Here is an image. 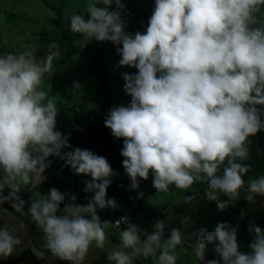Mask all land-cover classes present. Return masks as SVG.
Returning <instances> with one entry per match:
<instances>
[{
    "label": "clouds",
    "instance_id": "clouds-1",
    "mask_svg": "<svg viewBox=\"0 0 264 264\" xmlns=\"http://www.w3.org/2000/svg\"><path fill=\"white\" fill-rule=\"evenodd\" d=\"M101 2L104 7L97 6ZM113 2L116 10L109 8ZM262 6L264 0H155L146 30L135 33L124 30L122 0H88L86 16L69 17L73 33L116 45L117 67L137 69L121 73L130 101L110 108L105 118L112 135L123 138L122 163L132 189L151 172L157 193L206 183V198L221 211L241 198L242 189L249 203L264 196V175L245 181L251 166L242 162L249 157V137L264 130ZM61 55L58 41L50 42L39 59L31 51L0 52V205L10 202L23 214L28 202L20 195L21 184L39 186L51 166L49 157L58 156L75 174L91 177L84 192L93 195L77 204L78 193L52 187L30 198L27 213L52 256L86 264L95 248L108 264H136L139 258L178 264L175 249L184 242L190 217L167 239L163 219L143 233L121 217L116 220L120 242L108 247L109 222L101 220L98 209L118 207L107 196L118 173L105 156L73 148L70 135L57 129L58 104L41 85ZM221 194L228 199L221 200ZM196 198L184 196V202ZM248 231L254 236L244 252L231 223L201 227L193 233L196 256L204 261L211 244L219 259L206 264H264V227L252 221ZM20 244L15 231L0 227V258H9Z\"/></svg>",
    "mask_w": 264,
    "mask_h": 264
},
{
    "label": "rangeland",
    "instance_id": "rangeland-1",
    "mask_svg": "<svg viewBox=\"0 0 264 264\" xmlns=\"http://www.w3.org/2000/svg\"><path fill=\"white\" fill-rule=\"evenodd\" d=\"M48 3L58 6L59 0H48ZM87 4L88 0H68L63 7L62 23L70 36H74V33L69 28V17L72 12L79 9L87 13ZM154 5L155 0H135L126 14L135 27L145 31ZM97 6L105 5L101 2ZM56 17L57 12L44 0H0V52L31 51L39 59L46 55L50 42L58 41L61 44L62 55L54 60L52 71L45 75L41 87L53 96L58 104L57 129L71 136L81 127L82 111L87 106L104 104L107 98V94L101 88L102 79L91 68L106 71L111 96L114 99L111 105L122 97L121 94L126 93L123 89L124 80L121 73L125 71L131 73L137 69L129 66L117 67L115 55L118 53L116 46L110 41H97L95 38L90 41L87 38L83 40L66 38L55 22ZM261 19H264V15ZM105 54L110 55L103 56ZM76 82L80 85L78 88L75 86ZM248 148L249 153L264 152V130L249 137ZM250 166V176L257 178L264 175V156H258ZM206 190V183L196 182L191 189L179 192L183 198L188 195L197 197L191 204H186L190 225L216 217L214 212H207L205 209L202 212L198 209V205L201 206L200 202H202L200 196L205 194ZM263 198L264 196L257 197L251 203L252 209L256 206L263 208L264 201L258 202ZM1 208L3 207L0 206V211L4 210ZM195 208L199 210L197 216L192 214L196 212ZM27 211L25 207L24 213L26 214ZM250 222L252 221H248ZM248 225L245 222L242 228L238 229V241L241 251L244 252L250 251L249 245L253 239V233L248 231ZM190 235V239L196 240L193 232Z\"/></svg>",
    "mask_w": 264,
    "mask_h": 264
},
{
    "label": "crops",
    "instance_id": "crops-1",
    "mask_svg": "<svg viewBox=\"0 0 264 264\" xmlns=\"http://www.w3.org/2000/svg\"><path fill=\"white\" fill-rule=\"evenodd\" d=\"M120 96L122 97L113 105H109L104 111L99 110V106H101V104L87 106V108H85L81 113V118H83V121L80 129L75 134H71L70 137L79 140L88 149L94 151L99 155L105 156L109 160L113 169L118 173L115 177H113V181L120 183V186L131 199L136 198L138 200H142L144 198H147V201L142 202L141 204L152 211L161 212L160 214H152L149 216L143 214L141 216L138 214L136 221L140 227H144L145 223L148 222V229L151 232L153 230V225L158 220L163 219L166 223L164 236H170L172 228H184L183 220L189 215L188 209H186L187 203L184 202L183 196L179 194L180 191L183 192L184 190H180L175 188V186H171L169 191L157 193V189L153 187V177L151 172L148 179H141L138 189L134 190L131 188L130 178L126 174L122 163V161L124 160V157L121 155L123 138L114 137L112 135L111 129L105 125V118L109 112V109L120 104H127L131 99V97L126 93H123ZM79 111L81 112V109H79ZM113 142L116 143L114 149H112ZM260 155L264 156V152H258L257 154L252 152L249 153V157L248 159L244 160V164L250 165L251 162ZM51 161V166L45 171V179L39 186L34 187L31 184H21L20 195L22 196L26 194L22 198L28 202L25 207H27V209L30 207V198L32 196H40L42 194H46L52 187H57L63 192L78 193V199L75 201V203H87L88 198H90L93 193L84 192V188L86 186L84 181L91 179V177L84 174H75L71 167L66 166L64 161L58 156H51ZM248 174L249 172L244 175L245 181L254 178L250 176V174ZM29 185L30 188L26 189ZM10 191L11 189L6 186L4 189L5 194H8ZM141 192L143 193V196L140 195ZM112 195L110 194L108 188L107 196L109 198H112L114 196ZM246 195V190L242 189L241 198L234 204L229 205L226 210L221 211L217 207V203L215 201H209L208 199H206L205 194H201L200 197L202 202H200L201 206L198 205V209L202 212L204 209L207 212H214V216H216L215 218L217 219L214 218L208 221L204 220L196 225H190L189 223V228L186 229L187 233L185 234L184 239L190 240L195 243V240L190 239V234L191 232H197L201 227H206L209 230H214V227L218 222L227 221L233 226L240 229L245 222L249 224L248 221H251L246 219H249L253 216L264 215V207L262 208L261 206H256V208L252 209V204L247 201ZM69 199L70 198L66 197L65 202H69ZM220 199L227 200L228 197L221 194ZM263 201L264 198L263 200H260L258 202ZM0 206L3 207L1 209H4L0 211V227H6L9 229V231H15L21 239V244L17 247V251L7 259L0 258V261L15 258L21 255V253L25 249H30L29 253L23 258L5 264H71V262L69 261L61 260L52 256L50 252L44 248L45 238L43 232L35 223V228L28 227L24 223V221H22L16 215L15 210L12 208L10 202H5ZM61 208H63V204L61 205ZM196 209L197 208H195V210ZM99 210L101 209H98V211ZM197 210L196 212L192 213L193 216H197V214L199 213V210ZM242 212L245 214L242 215ZM23 214L30 217L28 213ZM139 219L141 222H139ZM104 221L109 222V227L106 230L109 237L108 247H115L120 242L119 230H115L113 228L112 221L110 219H106ZM254 222L257 225L264 227V219ZM193 235L195 236V238H197L195 234ZM175 252L180 256L178 264H201V261H199V258L196 256L193 244L182 243L177 246ZM38 254H42V257L38 256ZM207 254V260L219 259L215 252L214 246L211 244L207 248ZM86 264H108L106 254L101 250L93 248L89 251ZM136 264H149V260L139 258L137 259ZM153 264H155V261H153ZM203 264H206V262H204ZM221 264H223V262H221Z\"/></svg>",
    "mask_w": 264,
    "mask_h": 264
},
{
    "label": "trees",
    "instance_id": "trees-1",
    "mask_svg": "<svg viewBox=\"0 0 264 264\" xmlns=\"http://www.w3.org/2000/svg\"><path fill=\"white\" fill-rule=\"evenodd\" d=\"M47 4H49L52 9H54L56 12H57V17L55 19V22L56 24L59 26V28L61 29L63 35L66 37V38H69L70 40H83L85 39V37H83L81 34H78V33H74V36H70L65 28H64V25L62 23V16H63V7L68 3V0H59V5L58 6H54L50 3H48V0H44ZM135 0H122V3L125 5V8L123 9H120L121 11V15H122V18L126 21V25H125V31L126 32H137V31H141L143 32L142 30L138 29L137 27H135L131 20L129 19V17L127 16L126 12L127 10L131 7V5L133 4ZM110 10H116L117 6L115 4V2H113V4L111 6H109ZM74 13H77V14H81V15H87V13H85L83 11V9H79L78 11L76 12H72V14ZM261 13H264V6H262L261 8ZM116 46V45H115ZM110 54H105L103 56H109ZM120 59V56L119 54L115 55V62L117 63L118 65V61ZM93 61V60H92ZM91 70L94 72V73H97L99 75V77L102 79V85H101V88L103 89V91L107 94V98L105 100V103L102 104L100 107H99V110L101 111H104L109 105H111L113 102H114V99L112 98L111 96V89H110V85H109V79H108V76L106 74V71H98L96 69H94L93 67L91 68ZM70 144L74 147H80V148H87L84 144H82L79 140H76L74 139L73 137H70ZM116 146V143L113 142V146H112V149H114ZM88 149V148H87ZM49 159L51 160V157H49ZM117 192H118V195L123 199V201L125 202L127 208L129 209L131 215L133 216V218L136 220L138 214H143V215H146V216H149V215H152V214H160L161 212H157V211H152L150 210L149 208H147L146 206L142 205L141 203L137 204L133 201V199H131L127 194L126 192L123 190V188L120 186V183L118 182H115L113 181L112 183ZM30 188V185L27 186L26 189H29ZM109 192L110 194L112 195V192L109 188ZM26 195V194H25ZM25 195H22V197H24ZM113 196V195H112ZM114 197V196H113ZM263 197V196H262ZM16 215L22 220L24 221V223L28 226V227H31V228H35V224L33 223V221L31 220L30 217L24 215V214H21L19 212H16ZM124 212L122 210V208L119 206L118 204V209H117V212H116V217L117 216H120V215H123ZM246 220H249V219H246ZM259 220H263V219H255V220H251V221H259ZM137 222V221H136ZM227 222V221H226ZM30 249H25L21 255L15 257V258H11V259H8V260H5V261H0V264H5V263H8V262H14L16 260H19L21 258H23L25 255H27L29 253ZM149 260V264H153V260L152 258H148ZM47 264V263H46Z\"/></svg>",
    "mask_w": 264,
    "mask_h": 264
},
{
    "label": "water",
    "instance_id": "water-1",
    "mask_svg": "<svg viewBox=\"0 0 264 264\" xmlns=\"http://www.w3.org/2000/svg\"><path fill=\"white\" fill-rule=\"evenodd\" d=\"M64 150H65V151H70V150H72V149L66 147ZM109 188H110L112 194L115 196V198H116V200H117V203H118L119 206L122 208L124 214L128 217L129 221H131V222H133V223H135V224L138 225V223L136 222V220H135V219L133 218V216L131 215L129 209L127 208L125 202H124L123 199L118 195V192H117L115 186H114L113 184H111V185L109 186ZM255 219H264V215H258V216H253V217L249 218V220H255ZM138 226H139V225H138ZM141 230H142V229H141ZM168 237H169V236H164L163 239H167ZM183 243H186V244H194L192 241L187 240V239H184V242H183ZM207 256H208V254H207V249H206V251H205V259H204V261H201V262H200L201 264H203L204 262H206V260H207Z\"/></svg>",
    "mask_w": 264,
    "mask_h": 264
},
{
    "label": "built area",
    "instance_id": "built-area-1",
    "mask_svg": "<svg viewBox=\"0 0 264 264\" xmlns=\"http://www.w3.org/2000/svg\"><path fill=\"white\" fill-rule=\"evenodd\" d=\"M133 201H134V202L136 203V205H137V204H139V203H142V202L147 201V198H144V199H142V200H138V199H136V198H133ZM117 209H118V207L115 208V209H113V208H105V209H101V210L98 211V214L100 215L102 221H104V220H106V219H110V220L112 221V226H113V228H114L115 230H120V229H118V228L116 227V220H118V219H120L121 217H124V216H126V215L123 214V215H120V216H117V217H116ZM139 215L142 216V214H139ZM123 227H126V225L121 224V228H123ZM148 227H149V223L146 222V223H145V226H144V227H141L142 232H143V233H150Z\"/></svg>",
    "mask_w": 264,
    "mask_h": 264
}]
</instances>
